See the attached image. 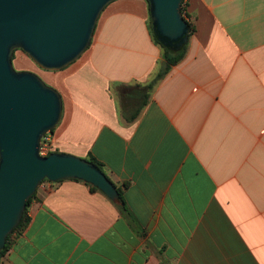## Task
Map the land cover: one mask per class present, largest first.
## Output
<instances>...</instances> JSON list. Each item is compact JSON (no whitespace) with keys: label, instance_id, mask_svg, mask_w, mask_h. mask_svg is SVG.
I'll use <instances>...</instances> for the list:
<instances>
[{"label":"crops","instance_id":"0c3cea01","mask_svg":"<svg viewBox=\"0 0 264 264\" xmlns=\"http://www.w3.org/2000/svg\"><path fill=\"white\" fill-rule=\"evenodd\" d=\"M182 8L185 56L132 123L120 88L148 84L165 63L146 0L109 4L61 71L15 51L20 71L52 73L62 97L51 152L94 157L127 212L82 181L40 187L1 264H264V0Z\"/></svg>","mask_w":264,"mask_h":264},{"label":"water","instance_id":"95a60500","mask_svg":"<svg viewBox=\"0 0 264 264\" xmlns=\"http://www.w3.org/2000/svg\"><path fill=\"white\" fill-rule=\"evenodd\" d=\"M116 0H0V252L44 181H82L121 205L119 193L93 163L73 155H40L43 138L63 114L60 93L39 76L14 68L21 50L41 70L58 72L89 48L105 8ZM184 0H147L152 29L179 52L189 27Z\"/></svg>","mask_w":264,"mask_h":264},{"label":"trees","instance_id":"16d2710c","mask_svg":"<svg viewBox=\"0 0 264 264\" xmlns=\"http://www.w3.org/2000/svg\"><path fill=\"white\" fill-rule=\"evenodd\" d=\"M148 10H149V31L151 33V36H152L154 42L163 49V51H164L163 58H164L165 63H164V66L162 67V69L160 70V72L156 75L155 79L152 80L151 82H149L148 84H146V85H135V86L120 88L117 96H118V99L120 101V106L122 108V111L125 114V119H126L127 123H132L138 118L142 109L147 105V103L150 99L151 92L154 90V88L158 85L159 82H161L165 78V76L169 73L172 66L177 65L178 63H180L183 60V58L185 56L186 48H187V45L189 42V38L193 32L192 25L189 23V21H186L188 24V27H189V37H188V41H187L186 45L179 52H176V51H173L169 48H166L157 40V38L154 35L153 29H152V22H151V18H150L149 4H148ZM182 11H183V8H182ZM13 60H14V57H13ZM53 153H56V152H50L47 154V156H49ZM87 160L90 161L91 163H93L99 170H101L106 175V173L103 169V165L99 161H97L94 157H89V159H87ZM106 177L119 193L121 205L116 206L117 209L121 212V214H123V215L126 214L127 209H126V203L124 200L122 188H119L116 185H114L111 182V180L108 178L107 175H106ZM90 187H91V189H93V191L97 190L96 188H94L92 186H90ZM37 191L32 196V198L27 202V207L30 204L31 200L36 197ZM97 191H99V190H97ZM28 223H29V219L26 216V210H25L19 226L7 238L5 248L0 252V264H1L3 257L6 255V253L10 249L12 237L15 234H19L21 231H23L27 227Z\"/></svg>","mask_w":264,"mask_h":264},{"label":"built area","instance_id":"2783aa9c","mask_svg":"<svg viewBox=\"0 0 264 264\" xmlns=\"http://www.w3.org/2000/svg\"><path fill=\"white\" fill-rule=\"evenodd\" d=\"M51 142V139H50V134H48V135H46L44 138H43V140H42V142H41V146H40V155L41 156H47V154L48 153H50L51 152V146H50V143ZM50 184H52L51 182H49V181H44L41 185H40V187H44V186H47V185H50ZM39 187V188H40Z\"/></svg>","mask_w":264,"mask_h":264},{"label":"rangeland","instance_id":"374dc122","mask_svg":"<svg viewBox=\"0 0 264 264\" xmlns=\"http://www.w3.org/2000/svg\"><path fill=\"white\" fill-rule=\"evenodd\" d=\"M15 55V54H14ZM15 58V57H14ZM13 64H14V60H13ZM14 68L17 70V71H20L19 69H18V67L14 64ZM37 70H40V69H37ZM40 72H42V73H38V72H36V73H34V74H36L37 76H39L48 86H50L51 87V84H50V79L52 78V73H46V72H43V71H41L40 70ZM31 73H33V72H31Z\"/></svg>","mask_w":264,"mask_h":264}]
</instances>
